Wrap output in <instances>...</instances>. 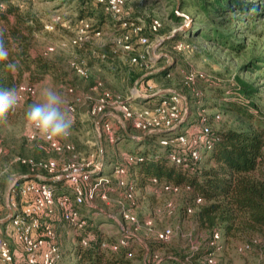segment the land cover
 <instances>
[{
	"label": "rangeland",
	"instance_id": "374dc122",
	"mask_svg": "<svg viewBox=\"0 0 264 264\" xmlns=\"http://www.w3.org/2000/svg\"><path fill=\"white\" fill-rule=\"evenodd\" d=\"M9 3L16 4L21 9H31L47 22L46 24H53V28L46 29L44 25V29L35 34L34 41L38 49L50 61V69L38 82L34 83L33 93L21 97L15 111L7 116V120L0 121V148L2 149L0 151V219L7 215V206L12 194L10 186L13 183H9V177L14 176L17 183L21 182L24 179L23 175L26 174V171L20 172V168L17 167L15 161L17 156L52 158L58 163L79 160L91 154L97 159L100 151L99 135L106 159L114 158L117 164L125 163V158L118 153L131 152L136 146L122 138V128L114 117H119L113 103L114 99H111L107 107L104 120L112 125L114 135L117 134L120 138L117 144L114 141L109 142L104 137L100 123L97 126L95 124L98 117L88 112L93 101L101 95L103 90L121 97H129V91L133 88L146 94H152L155 90L177 91L184 96L183 100L186 104L182 106L184 110L182 118H188L187 120L193 125V121L201 117V106H204L210 113L217 111L220 114L218 120H210L212 129L217 130L236 124L237 118L215 107L214 95L224 91L223 87L232 81L240 63L246 62L251 55L264 50V22L255 28V36L252 38L255 41L249 44L247 49L237 53L209 42L204 34L196 36L184 33L199 27L194 23L202 19L200 15H196L191 0H124L122 18L139 23L150 41L147 48L134 44L131 53L111 51L112 39L122 29L118 25V20L108 14L103 5L95 3V0H9ZM173 12L179 16L178 19L172 17ZM56 16H59V20L53 21L52 18ZM81 17L91 26V30L87 32V41L79 46L60 47V43H66L76 33ZM152 19H158L161 22L160 29L154 35H150L148 28ZM95 30H99L101 34L95 36L93 34ZM175 33H178L177 39L173 38ZM160 37L163 40L157 43L156 39ZM176 40L190 43V48L176 50L174 48ZM49 46H53L54 49L48 51ZM144 48L149 52L146 67L130 61V57L142 53ZM93 49L95 53H105V58L95 57V54H91ZM74 58L82 59L88 67L89 74L86 78H80L70 70L68 63ZM166 66H171L170 74L167 77L158 74ZM189 73H202L204 77L189 81L186 78ZM241 75L249 81H256L258 92L255 100L258 106L263 108L264 64L260 69L243 70ZM146 77H149L148 81H142ZM97 81L101 82V85L97 89H91ZM149 85H152V92L148 90ZM47 87L55 88L63 96L66 107L68 104H74V111H69L73 120L71 135L67 140H61L71 143L73 151L55 153L48 150L41 140L27 141L25 138L28 128L25 111L28 105L42 101L41 93ZM148 98L137 97L132 107L142 108L148 103ZM128 127L129 125L126 124L127 132L140 135L139 131L135 132ZM153 144L158 147L157 143ZM118 157L121 158L117 160ZM17 177L20 178L17 179ZM117 177V174L113 172L102 174L98 180L100 185L108 186L111 191H108L105 200L91 199V202L100 209L93 210L87 206L88 210L80 209L87 223L85 228L76 229L62 221H59L58 226L53 225L55 241L60 252V258L56 264H79L77 254L78 249L84 248L80 242L84 231H90L93 236H100L102 241H114L122 234L120 224L131 231L132 237L130 240L132 255L128 254L120 264H145L151 260L152 254L159 260L166 258V262L162 264H187L185 255L205 245L209 232L196 224L192 211L184 212V207L188 204L185 193L180 190L172 192L162 189L161 186L146 184L139 187L138 192L134 190L132 199L127 200L122 191L115 187ZM133 178L132 175L131 179ZM62 187L66 189L65 195L72 199L70 184ZM114 191L119 193L116 197L111 195ZM13 199L18 200L15 192ZM168 203L173 205V210L170 212H167ZM124 209H128L135 216V222L130 223L121 217L120 213ZM107 214L112 221L104 218ZM57 220H59L58 217ZM148 220L149 225L146 224ZM164 226L170 227L173 234L167 241L161 240L162 242L157 243L152 235L153 231ZM220 239L221 241L218 240L219 249L224 248L215 254L216 264H264V237L259 241L253 239L251 243L256 245L249 251H238L234 243L223 246L224 237L220 235ZM0 240L8 241L11 246L14 254L13 264H26L23 260L24 253L20 245L13 241L8 225L1 229ZM101 250L104 251L103 258L108 259L111 252L104 248ZM169 257H173V260L170 261ZM157 258L154 257L156 260Z\"/></svg>",
	"mask_w": 264,
	"mask_h": 264
},
{
	"label": "trees",
	"instance_id": "16d2710c",
	"mask_svg": "<svg viewBox=\"0 0 264 264\" xmlns=\"http://www.w3.org/2000/svg\"><path fill=\"white\" fill-rule=\"evenodd\" d=\"M191 1L196 15H200L202 19L194 23L199 27L183 32L196 36L204 34L209 42L221 45L234 53L244 51L255 41L252 40L255 28L264 22V0ZM172 17L179 18L176 12H173ZM81 20L85 21L83 17ZM46 23L31 9H21L18 5L9 3V0H0V30L4 32L5 45L9 49V61L18 62V70L11 73L4 67L5 62H0V90L15 87L20 98L29 95L28 91H20V86L33 88L34 83L50 69V61L34 42L35 34L42 31ZM176 37L178 38V33L173 36ZM177 41L179 40L174 44ZM95 57L100 58L98 53H95ZM263 64L264 50H261L251 55L246 62L240 63L232 81L223 87L224 91L214 95L215 107L237 118L236 124L213 130L210 120H218L220 114L217 111L210 113L206 107L201 106L200 115L207 117L206 123L210 128L212 145L209 149L200 147L199 159L193 160L190 156V150L196 147L191 142L161 145L159 140L168 136L167 131L149 133L144 139L135 140L136 147L125 153L134 156V161L126 166L125 179L127 185H131L135 192L146 184L156 187L163 184L178 186L180 192L185 193L188 202L184 212L188 206L192 207L191 213L196 224L209 232L207 240L218 231L224 237L223 246L234 243L237 249L239 245L250 243L246 251L256 245L251 243L253 239L259 241L264 237V106L259 107L255 100L258 92L256 81H249L241 74L243 70L260 69ZM170 70L171 66H166L158 74L167 77ZM148 78L142 81H148ZM159 100V95L151 96L146 105L152 107ZM216 114L219 115L218 119L215 118ZM187 119L180 126L185 129L188 136L191 127L198 124L199 118L193 121V125ZM128 128L131 129L130 126ZM28 130L29 126L26 131ZM122 138H129L128 132L123 129ZM118 139L120 138L115 134V144ZM153 143H157L158 147ZM169 153L181 157L182 162L169 160ZM105 160L114 165L106 167L102 174H112L117 163L114 158ZM16 164L20 172L26 171L28 175L32 173L27 165L19 162ZM36 173L51 176L41 170ZM153 178L156 182H153ZM56 181L60 184L64 180ZM55 191L58 194L57 190ZM13 195L14 193L11 194L12 198ZM196 198H199L200 202L195 203ZM91 234L90 231L81 234L88 238V243L83 249H78L77 263L120 264L128 254L132 255L130 235H126L128 243L115 250L110 246L112 241L104 240L107 243L104 250L111 252L108 259H105L104 251L100 247L101 237L94 235L90 238ZM155 241L162 242L158 239ZM222 248L213 251L214 258L217 252L223 250ZM213 249L214 247L205 244L197 251L187 253L184 258L187 264H205V253ZM150 257L151 262L145 264L166 262V258L160 257L157 262L153 254ZM169 259L172 261L173 257Z\"/></svg>",
	"mask_w": 264,
	"mask_h": 264
},
{
	"label": "built area",
	"instance_id": "2783aa9c",
	"mask_svg": "<svg viewBox=\"0 0 264 264\" xmlns=\"http://www.w3.org/2000/svg\"><path fill=\"white\" fill-rule=\"evenodd\" d=\"M97 3L103 5L105 11L112 17L118 20V25L122 31L112 39L111 51H121L123 53H131L133 51L134 44L149 46V39L143 32V27L132 20L122 18L124 10V0H95ZM53 21L59 20V16L53 17ZM161 27V22L158 19H152L148 28L149 32L156 33ZM46 29H52L53 24H45ZM91 30L90 25L81 20L76 33L65 43H60V47L79 46L87 41V32ZM95 36H99L101 32L99 30L93 31ZM163 40L162 37L157 38V43ZM190 45L183 41H177L174 44V48L178 51L189 49ZM144 48V49H145ZM48 51L54 49L53 46H49ZM100 59L105 58V53H98ZM149 60V52L145 49L142 53L137 56L130 57V61L140 66H147ZM70 70L75 73L78 77L86 78L88 76V67L85 65L82 59H71L68 63ZM202 73H189L186 77L187 80L192 81L197 78H203ZM101 85V82L97 81L91 89H97ZM149 92H152V85L148 86ZM20 91H28L30 94L33 93V88L27 86H20ZM129 97H121L118 94L114 95L108 91H102L101 95L93 101L88 112L94 117H100V128L104 137L109 141L115 140L114 130L112 125L104 120V115L107 114V107L111 103H115V110L117 111L121 120L125 123H129L131 127L144 133H153L164 131L168 132V136L163 137L159 140L161 145H167L172 142L179 144H186L191 142L195 145V148L190 150V156L193 160L200 158V147L204 146L209 149L212 145L210 137V128L206 123L207 117L201 115L199 117L198 124L191 127L189 135L185 134V129L181 128L180 124L185 120L182 118L184 96L177 91H167L160 95V100L149 107L144 105L142 108L137 109L132 107V104L137 101V97L143 99L150 97L152 94L159 93L161 91H153V93H142L136 88L129 91ZM20 98V94L18 93ZM134 99V100H133ZM139 102V101H138ZM141 103V102H140ZM68 111H74V104L67 105ZM264 112V108H263ZM184 117V116H183ZM103 118V119H102ZM218 119L219 115H215ZM32 133L30 130L26 131L25 138L27 141H35L31 138ZM48 150L55 153H62L64 151H73V145L69 142H44L42 141ZM2 149L0 148V151ZM125 163L117 164L114 166V172L117 174V180L115 187L122 191L125 199L131 200L134 195V189L131 185H127L125 175L126 166L134 161V156L125 155ZM168 158L176 163L182 162V158L174 153H169ZM16 162L25 164L29 167V175L37 176V171H45L50 174L54 179H60L62 177L67 178L73 198L70 199L65 193L57 194L55 188L48 182L38 179L37 177L25 178L21 182L11 184L12 193L18 195V200L12 197L9 200V207L11 212L8 215V219L11 225V233L15 242H17L21 250L24 253V259L26 264H56L60 258L59 247L55 241L56 235L53 227V223L48 217L57 215L59 221L74 226L76 229L85 227L86 220L80 213V207L85 203H91L92 198H100L105 200L107 198L108 191L111 188L103 184L100 185L98 181L102 177V171L105 169L103 158L98 155L97 159L92 154L89 157H81L79 160H70L64 163H58L56 160L33 158V157H22L17 156ZM156 182V179H152ZM164 190L177 192L179 187L176 185L163 184L161 186ZM187 188V187H186ZM200 202L199 198L195 199V203ZM167 212L173 210L172 204H167ZM187 212L192 211V207L186 208ZM121 217L133 223L136 218L129 212L128 209L121 211ZM44 218L46 220H44ZM149 225L150 221H146ZM121 235L110 243L112 249H117L121 245H126L128 239L126 235H131V231L125 229L121 224L119 226ZM125 234V235H124ZM173 234V230L170 227L164 226L163 228L155 229L153 236L155 239L167 241ZM220 232L216 231L212 234L209 240H206L208 246L219 249L220 244ZM94 236L91 234L90 238ZM81 245L86 246L88 243L87 237H82ZM102 248L107 247V243L102 241L100 243ZM250 244L244 243L237 247L238 251L249 249ZM213 250L208 251L204 255L205 264H215V258ZM154 257L157 258L156 255ZM159 259L157 258L156 261ZM14 254L9 245L8 241L0 240V264H13Z\"/></svg>",
	"mask_w": 264,
	"mask_h": 264
},
{
	"label": "clouds",
	"instance_id": "9594fccd",
	"mask_svg": "<svg viewBox=\"0 0 264 264\" xmlns=\"http://www.w3.org/2000/svg\"><path fill=\"white\" fill-rule=\"evenodd\" d=\"M9 49L5 45L4 32L0 30V62H5L4 67L11 73L18 70V62L9 61ZM42 101L28 105L25 119L31 138L44 142H59L67 140L71 135L73 120L69 115L66 101L53 87L43 89ZM19 97L15 87L0 90V121L15 111ZM15 177H9V183L15 182Z\"/></svg>",
	"mask_w": 264,
	"mask_h": 264
},
{
	"label": "crops",
	"instance_id": "0c3cea01",
	"mask_svg": "<svg viewBox=\"0 0 264 264\" xmlns=\"http://www.w3.org/2000/svg\"><path fill=\"white\" fill-rule=\"evenodd\" d=\"M91 54H95V50L93 49V50H91ZM99 69V68H98ZM107 115V114H106ZM106 115H104V117L103 118H105L106 117ZM103 115H100L98 118H96V120H95V124H96V126H97V124L98 123H100V117H102ZM115 117V119L119 122V124H120V126H121V128L123 129V130H125L126 131V124L127 125H129L130 126V124L129 123H125L123 120H121V118H119V117H116V116H114ZM102 118V119H103ZM131 127V126H130ZM131 129L133 130V131H139V130H137V129H134L133 127H131ZM141 133V135H137V134H135V133H131V132H128V135H129V138L128 139H126L127 141H129V143L130 144H134V142H135V140H138V139H144V137L146 136V135H148L149 133H144V132H140ZM98 143H99V145H100V151H99V155L103 158V160H104V162H105V164H107V166L106 167H110V166H112V164H110V163H108V161H106L105 159L106 158H104L105 156H104V151L102 150V140H101V138L99 137V135H98ZM118 155H121V156H125V153H118ZM119 158H121V157H118L117 158V160L119 159ZM24 176V175H23ZM34 177H37L38 179H41V180H43V179H47V181L46 182H48L49 184H51L54 188H55V190H57V192H58V194H60V193H65L66 192V189L64 188V187H62L64 184H67V183H69L68 181H67V178H65V177H62V178H60V180L61 181H63L62 183L60 182V184L56 181V180H58V179H54L52 176H46V175H43V174H41V173H38L37 174V176H34ZM64 188V189H63ZM117 194H119L118 193V191H114V192H112L111 193V195H113V196H117ZM89 205V206H88ZM86 206L87 207H89L90 209H93L94 210V208L97 210V209H100V207H98L96 204H94V203H85V204H83L80 208H81V210H84V208L86 209ZM8 207L9 206H7V215L4 217V218H2V219H0V228L2 229L3 227H5L6 225H8L9 226V229L11 230V225H10V222H9V219L7 220V221H4L5 220V218L9 215V211H8ZM86 210H88V209H86ZM102 211V210H101ZM102 212H104V211H102ZM108 218L110 221H112L109 217H110V215H108L107 214V216H104V218ZM113 218V217H112ZM47 219H49L50 221H52L53 222V225L54 226H58V224H59V220H57V217H56V215L55 216H52V217H48ZM114 221V220H113ZM115 222V221H114ZM116 223V222H115ZM118 223V222H117ZM5 224V225H4ZM118 226H119V223L117 224ZM1 229H0V231H1ZM66 232V231H65ZM11 235H12V238H13V234L11 233ZM13 241H14V238H13ZM17 243V242H16ZM18 244V243H17ZM21 248V247H20ZM23 260H24V262H25V259L23 258Z\"/></svg>",
	"mask_w": 264,
	"mask_h": 264
},
{
	"label": "water",
	"instance_id": "95a60500",
	"mask_svg": "<svg viewBox=\"0 0 264 264\" xmlns=\"http://www.w3.org/2000/svg\"><path fill=\"white\" fill-rule=\"evenodd\" d=\"M163 93H165V91H161V92H159V93H156V94H154V95H161V94H163ZM154 95H152V96H154ZM34 177V175H24L23 176V178H33ZM18 178H20V177H17V179ZM44 181H47V179H43ZM8 211H9V214H10V212H11V208L10 207H8ZM8 220V216L5 218V220L4 221H7Z\"/></svg>",
	"mask_w": 264,
	"mask_h": 264
},
{
	"label": "bare ground",
	"instance_id": "6f19581e",
	"mask_svg": "<svg viewBox=\"0 0 264 264\" xmlns=\"http://www.w3.org/2000/svg\"><path fill=\"white\" fill-rule=\"evenodd\" d=\"M146 98V97H145Z\"/></svg>",
	"mask_w": 264,
	"mask_h": 264
}]
</instances>
